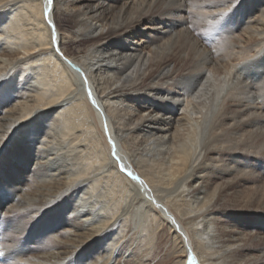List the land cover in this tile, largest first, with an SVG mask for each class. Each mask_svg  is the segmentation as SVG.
I'll return each instance as SVG.
<instances>
[{
    "label": "bare ground",
    "instance_id": "1",
    "mask_svg": "<svg viewBox=\"0 0 264 264\" xmlns=\"http://www.w3.org/2000/svg\"><path fill=\"white\" fill-rule=\"evenodd\" d=\"M236 2L0 0V264H156L166 231L264 264V0Z\"/></svg>",
    "mask_w": 264,
    "mask_h": 264
},
{
    "label": "rangeland",
    "instance_id": "2",
    "mask_svg": "<svg viewBox=\"0 0 264 264\" xmlns=\"http://www.w3.org/2000/svg\"><path fill=\"white\" fill-rule=\"evenodd\" d=\"M222 26L219 25V27L216 28L217 30L215 31V33L213 32V35L210 34V36L212 35L211 37H213L215 39L219 38V36H224L225 35V31L223 29H225V27H222ZM202 41L204 42L205 40L202 39ZM206 41H207V43H206L207 46H210V44H212V42H210L211 41L210 38H209V40H206ZM74 49H75L74 47H71V51H75L76 50V49L75 50ZM178 112L179 111H176V113H178ZM13 150L14 151L20 150V151L25 152L24 150H22L20 148V146H18V147L15 146L14 148L11 149L12 152H13ZM4 172H5L4 173L5 175L7 174L6 175L7 178L8 177L12 178V179L17 178L16 174L13 171H4ZM26 182L27 181H25V183ZM262 192H264V191H262ZM223 214H224L223 211H221V215L222 216H223ZM224 218H225L224 216L221 218V222H223V223L227 222V219L226 218L224 219ZM149 243H150L149 248L157 256L156 259H155L156 264H179L178 258H177V253H178V250L180 248H178L179 246H177L175 241H173V238L169 237V234H168L167 231L164 232V233H159L157 236L152 235L151 241H149Z\"/></svg>",
    "mask_w": 264,
    "mask_h": 264
},
{
    "label": "snow or ice",
    "instance_id": "3",
    "mask_svg": "<svg viewBox=\"0 0 264 264\" xmlns=\"http://www.w3.org/2000/svg\"><path fill=\"white\" fill-rule=\"evenodd\" d=\"M52 2V0H49V3H51ZM240 3V0H237V2H236V6L238 5ZM145 115H147V113H145ZM129 175H131L130 173H129ZM134 179H136V177H133ZM3 253H0V255H2Z\"/></svg>",
    "mask_w": 264,
    "mask_h": 264
}]
</instances>
